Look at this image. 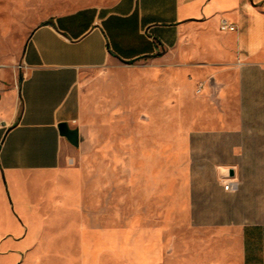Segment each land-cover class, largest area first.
Instances as JSON below:
<instances>
[{
    "label": "rangeland",
    "instance_id": "1",
    "mask_svg": "<svg viewBox=\"0 0 264 264\" xmlns=\"http://www.w3.org/2000/svg\"><path fill=\"white\" fill-rule=\"evenodd\" d=\"M117 1L0 0L2 35L23 41L53 17L109 8ZM200 57L195 49L178 47L160 57L116 61L83 73L79 146L72 145L64 162L76 172L77 199L69 207L45 209V218L56 234L75 236L69 244L77 252L88 253L68 257L58 250L42 257L35 255L36 247L26 252L32 239L19 237L32 228V212L39 219L45 213L32 208L40 180L30 175L7 191L2 177L7 203L22 230L2 226L0 236L10 237L3 244L27 247L0 251V264H148L149 259L164 264L165 259L184 258L186 249H201V238L211 230L201 223L228 219L224 185L234 158L227 112L213 111L227 105L226 66ZM57 178L43 179L56 183ZM248 212L259 215L261 210ZM65 243L61 238L54 244Z\"/></svg>",
    "mask_w": 264,
    "mask_h": 264
},
{
    "label": "crops",
    "instance_id": "2",
    "mask_svg": "<svg viewBox=\"0 0 264 264\" xmlns=\"http://www.w3.org/2000/svg\"><path fill=\"white\" fill-rule=\"evenodd\" d=\"M222 19L236 30L221 31ZM178 47L195 49L207 64L226 66L227 105L213 111L227 112L234 159L228 167L227 221L201 223L211 229L201 238V249H186L185 259L164 264H264V0H118L109 8L53 17L18 42L3 37L0 22V227L22 230L2 177L7 191L30 175L38 177L32 208L45 211L40 219L32 212V228L20 233L19 240L32 239L26 252L36 247L35 255L42 257L58 250L68 257L88 253L77 252L69 244L75 236L56 234L45 218L48 209L69 207L77 199L76 172L64 165L73 146L60 125L78 129L83 73ZM52 175L58 176L56 183L43 179ZM248 210L261 212L249 216ZM8 238L0 236V251L23 250L3 244ZM61 238L67 242L63 247L54 244Z\"/></svg>",
    "mask_w": 264,
    "mask_h": 264
},
{
    "label": "water",
    "instance_id": "3",
    "mask_svg": "<svg viewBox=\"0 0 264 264\" xmlns=\"http://www.w3.org/2000/svg\"><path fill=\"white\" fill-rule=\"evenodd\" d=\"M60 128L62 136L66 137L73 146L78 147L80 141L79 130L71 129L67 124H61Z\"/></svg>",
    "mask_w": 264,
    "mask_h": 264
},
{
    "label": "built area",
    "instance_id": "4",
    "mask_svg": "<svg viewBox=\"0 0 264 264\" xmlns=\"http://www.w3.org/2000/svg\"><path fill=\"white\" fill-rule=\"evenodd\" d=\"M219 28L223 32L235 31L236 30V27L233 24H231L226 19H222L221 20ZM230 187H231V184L226 182L225 185H224V189L227 191V190H229Z\"/></svg>",
    "mask_w": 264,
    "mask_h": 264
},
{
    "label": "bare ground",
    "instance_id": "5",
    "mask_svg": "<svg viewBox=\"0 0 264 264\" xmlns=\"http://www.w3.org/2000/svg\"><path fill=\"white\" fill-rule=\"evenodd\" d=\"M153 246H154V244H153ZM153 246H151V247H153ZM147 248H148V247H147ZM147 248H146V249H147ZM153 248H154V247H153ZM151 249H152V248H151ZM151 249H150V250H151Z\"/></svg>",
    "mask_w": 264,
    "mask_h": 264
},
{
    "label": "trees",
    "instance_id": "6",
    "mask_svg": "<svg viewBox=\"0 0 264 264\" xmlns=\"http://www.w3.org/2000/svg\"><path fill=\"white\" fill-rule=\"evenodd\" d=\"M129 63H131V62H129Z\"/></svg>",
    "mask_w": 264,
    "mask_h": 264
}]
</instances>
